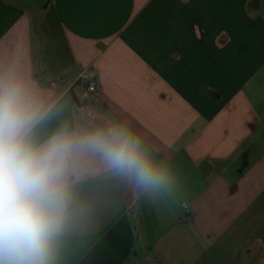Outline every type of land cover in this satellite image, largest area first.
I'll list each match as a JSON object with an SVG mask.
<instances>
[{
  "label": "crops",
  "instance_id": "1",
  "mask_svg": "<svg viewBox=\"0 0 264 264\" xmlns=\"http://www.w3.org/2000/svg\"><path fill=\"white\" fill-rule=\"evenodd\" d=\"M250 5L0 0V75L48 112L39 137L122 126L172 175L154 196L80 154L58 264H264V0Z\"/></svg>",
  "mask_w": 264,
  "mask_h": 264
},
{
  "label": "clouds",
  "instance_id": "2",
  "mask_svg": "<svg viewBox=\"0 0 264 264\" xmlns=\"http://www.w3.org/2000/svg\"><path fill=\"white\" fill-rule=\"evenodd\" d=\"M47 116L24 82L0 75V264H58L72 215L69 178L80 154L144 193L172 188L170 170L124 127L78 133L64 126L40 138Z\"/></svg>",
  "mask_w": 264,
  "mask_h": 264
},
{
  "label": "built area",
  "instance_id": "3",
  "mask_svg": "<svg viewBox=\"0 0 264 264\" xmlns=\"http://www.w3.org/2000/svg\"><path fill=\"white\" fill-rule=\"evenodd\" d=\"M90 83L87 87V92L89 94V100L87 99L86 102L88 103L91 99H94V97L97 95L98 93V84L97 82L94 80V77H90ZM183 213L184 216H188L191 213L190 207L188 205H183Z\"/></svg>",
  "mask_w": 264,
  "mask_h": 264
},
{
  "label": "rangeland",
  "instance_id": "4",
  "mask_svg": "<svg viewBox=\"0 0 264 264\" xmlns=\"http://www.w3.org/2000/svg\"><path fill=\"white\" fill-rule=\"evenodd\" d=\"M260 1L262 2V0H250V9H259L258 4Z\"/></svg>",
  "mask_w": 264,
  "mask_h": 264
}]
</instances>
